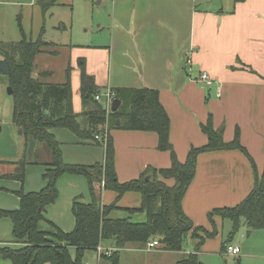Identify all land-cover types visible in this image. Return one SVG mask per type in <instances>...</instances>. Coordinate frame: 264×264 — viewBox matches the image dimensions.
I'll return each instance as SVG.
<instances>
[{
  "label": "crops",
  "instance_id": "crops-1",
  "mask_svg": "<svg viewBox=\"0 0 264 264\" xmlns=\"http://www.w3.org/2000/svg\"><path fill=\"white\" fill-rule=\"evenodd\" d=\"M50 1L0 0L23 7L17 18L20 40L9 42H19L25 35L27 40L42 38L48 43L42 53L48 54L47 48L55 47L70 52L64 82L70 67L72 107L76 114L85 110L79 65L83 57L82 64L86 63L87 73L101 93L107 89L144 87L159 91L160 102L170 117V142L181 162L186 160L192 146L208 143V135L201 126L207 124L210 117L214 130L222 134L226 143L232 142L239 132L240 144L247 152L240 148L201 152L195 176L182 200L184 214L192 221L194 229H200L197 237L192 232L189 234L191 246L195 248L176 252H184L181 259L191 253L198 256L206 249L210 238L220 235L225 219H230L212 213L213 210L240 204L264 175V0H108L111 1L109 23L106 27L99 24V32L108 37L107 44L94 43L89 36L77 39L66 36L65 43L49 40V18L56 17L58 9L72 4L73 0H55L45 11L44 6ZM101 2L103 0H98V4ZM58 22L59 31L69 36L66 22ZM40 54L35 58L32 75L47 82L45 77L51 76L53 71L47 65L38 71L36 60ZM204 71L210 75L211 84L201 79ZM121 94L127 105L128 94ZM108 128L107 124L105 129L108 131ZM50 132L59 142L66 163L105 162L102 144L82 139L67 128L54 127ZM108 133L114 143L115 171L120 183L138 179L149 169L171 166V152L158 148L156 131L114 128ZM52 161L29 164L24 182L9 178L13 172L0 175V209H18L20 198L16 192L21 189L26 193L42 190L47 184L43 174L49 167L45 164ZM16 162H12L14 168ZM162 180L169 186L176 183L174 178ZM57 187L58 198L46 207L44 217L70 232L76 226L74 200L91 202L86 201L87 194L90 195L89 183L84 175L64 173ZM96 187L102 191L103 205L116 203V208L128 212L130 208L141 206L140 191H126L118 199V193L113 189L109 191L105 182ZM242 224L249 229L248 233L254 232L244 220ZM213 231L215 235L208 237L206 232ZM232 236L222 243V251L228 245H235ZM201 237L203 242L200 243ZM102 243L101 249L94 250L101 257L106 249L109 257L115 244L104 246ZM7 246L18 248L21 244L13 237L12 220L5 216L0 217V248ZM159 246L148 248L146 244V249L156 250ZM70 252L74 257L73 247ZM10 262L0 259V264Z\"/></svg>",
  "mask_w": 264,
  "mask_h": 264
},
{
  "label": "trees",
  "instance_id": "trees-1",
  "mask_svg": "<svg viewBox=\"0 0 264 264\" xmlns=\"http://www.w3.org/2000/svg\"><path fill=\"white\" fill-rule=\"evenodd\" d=\"M56 1L44 6L47 11ZM48 43L42 38L36 41L27 40L25 35L19 42H0V54L11 66L9 86L14 90L13 123L17 125L25 140V155L33 143L46 142L52 151L53 161L43 178L46 186L37 192L17 191L20 207L16 210L0 209V217H9L13 223V237L21 246L18 248H0V259H9L13 264H86L83 257L86 249L98 248L102 241L112 240L115 248L109 258L112 264H119V250L128 243L147 244L158 238L159 248L166 251H181L185 241L192 232L197 237L192 221L182 209L183 197L192 182L201 152L216 149L240 148L239 132L235 139L226 143L222 134L213 128L211 117L202 130L208 135L204 146H192L184 162L178 160L170 142V117L160 102L159 91L149 87L139 89H116V98L121 101L120 107L107 115L103 102L95 99L100 92L92 80L91 86L83 84L82 101L85 110L81 114L73 111L71 68L67 69L64 83H47L33 77L35 58L45 51ZM84 72V64H82ZM128 94V103L123 102V95ZM117 120L120 123L117 124ZM108 131L114 128L129 130H151L159 135L158 148L169 150L172 164L168 168L149 169L138 179L120 183L115 171V148ZM67 128L82 139H92L105 148V162L94 165L66 163L63 159L59 142L50 129ZM96 136H100L98 139ZM105 141V143H104ZM32 146H29L31 143ZM33 148V147H32ZM29 162L22 158L16 162L15 171L9 178L24 182ZM64 173L84 175L89 183L90 203L74 200L73 214L76 226L66 232L44 217L46 207L54 203L59 195L57 181ZM153 178H152V176ZM174 178L173 186L162 179ZM105 182V187L118 193V199L126 191H140L142 203L139 208L128 209L130 213L141 211L146 214L145 221H132L131 217L112 218L110 212L116 203L103 205L101 189L96 187ZM212 213L230 218L235 234L245 221L250 229H264V175L257 180L255 189L237 206L219 208ZM45 225V227H44ZM210 237L215 231L206 232ZM203 242L201 237L200 243ZM75 249L74 257L70 249ZM63 254V260L61 257ZM106 256V253L102 256ZM101 256V257H102ZM175 264H205L197 254L191 253Z\"/></svg>",
  "mask_w": 264,
  "mask_h": 264
},
{
  "label": "rangeland",
  "instance_id": "rangeland-1",
  "mask_svg": "<svg viewBox=\"0 0 264 264\" xmlns=\"http://www.w3.org/2000/svg\"><path fill=\"white\" fill-rule=\"evenodd\" d=\"M110 2L103 0L98 4V0H73L72 4L64 6L61 10L58 9L57 16L48 20V39L60 43L66 42L71 35L74 39L83 36H89L94 43H108V37L103 32H99V24L107 26L111 17ZM12 2H0V40L4 43L9 41L20 40L18 29V16L21 13V6H15ZM58 20H63L67 24L69 36L59 31ZM51 26H55L52 29ZM72 27V34L71 28ZM47 52L41 53L36 62L38 71L47 65L53 74L45 77V81L52 83H60L65 80L64 68L70 63V52L62 47L47 48ZM3 59L0 54V62ZM84 58L80 59V68L82 72V84H87L90 77L84 64V72L82 63ZM9 77L0 69V175L15 171L12 162L19 161L22 158L27 159L30 165L43 164L49 159L53 160L52 151L46 142L32 143L27 149L25 155V140L24 135L20 133L17 125L13 123V105L14 99L8 93ZM105 143V142H104ZM1 179V178H0ZM109 191H111L109 189ZM2 192V188H0ZM113 192V191H111ZM16 194V193H15ZM86 201H90L89 193L86 196ZM85 201L84 198H80ZM131 217L132 221H145L146 214L141 211L130 213L123 208H116L112 211L111 217L124 218ZM221 233L216 238H210L207 247L201 252L198 257L205 264H264V229H255L254 232L248 233L249 229L245 225H241L238 231L232 236V221L225 219L221 226ZM232 236V242L240 247V252L237 255H232L221 250L223 242H228ZM192 240L188 237L185 241L184 252L195 248L191 246ZM115 244L112 240H104L102 245ZM234 245V244H233ZM75 250V249H74ZM105 250L103 254H105ZM194 251V250H193ZM183 253L176 251H164L160 249L147 250L145 244L129 243L126 247L119 250V264H175L183 257ZM102 256V255H101ZM84 261L89 264H111V259L107 256L102 258L98 251L94 249L86 250L83 257ZM10 264H12L10 262ZM46 264H51L47 262Z\"/></svg>",
  "mask_w": 264,
  "mask_h": 264
},
{
  "label": "built area",
  "instance_id": "built-area-1",
  "mask_svg": "<svg viewBox=\"0 0 264 264\" xmlns=\"http://www.w3.org/2000/svg\"><path fill=\"white\" fill-rule=\"evenodd\" d=\"M201 79L208 84L212 83V79L210 78V75L205 71L201 73ZM95 99L104 103L107 115H109L112 112L113 102L116 99L115 92L112 89H107L103 93L101 92L96 93ZM96 137L98 139L100 138V136H96ZM104 137L107 139V130H105ZM102 183H104V181ZM147 245H148V248H154L159 245V242L158 240H152V241H149ZM98 249H101V247H98ZM226 252L232 255H237L240 252V247L237 245H233V244L228 245L226 248Z\"/></svg>",
  "mask_w": 264,
  "mask_h": 264
},
{
  "label": "water",
  "instance_id": "water-1",
  "mask_svg": "<svg viewBox=\"0 0 264 264\" xmlns=\"http://www.w3.org/2000/svg\"><path fill=\"white\" fill-rule=\"evenodd\" d=\"M0 69L3 73H5L6 75H9L11 72V66L10 63L7 59H2L0 62ZM88 86H91V82L88 81L87 82ZM8 93L13 95L14 90L11 86L8 87ZM121 101L119 99H115L113 102V106H112V111H116L119 107H120ZM119 123V121H117ZM1 129V127H0ZM250 233V232H249ZM62 260H63V254H61Z\"/></svg>",
  "mask_w": 264,
  "mask_h": 264
}]
</instances>
